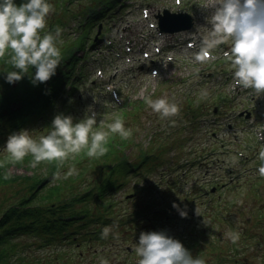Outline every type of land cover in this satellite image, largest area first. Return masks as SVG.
<instances>
[{
	"label": "rangeland",
	"instance_id": "1",
	"mask_svg": "<svg viewBox=\"0 0 264 264\" xmlns=\"http://www.w3.org/2000/svg\"><path fill=\"white\" fill-rule=\"evenodd\" d=\"M132 1L143 6L141 9L132 8L130 11L126 8L121 12L123 16L113 11L112 20H119L115 23L110 22L103 43L99 45L95 42L91 47V54L86 53L87 66L82 73L93 82L87 80L85 88L78 90L74 100L64 101L66 109H72L67 116L71 115L74 122L84 118L86 111L91 108L97 114L94 130H100V121L107 124L121 118L125 128L133 130L132 136L125 140L118 134L110 135L106 147L114 153L111 160L109 154L89 158L86 149L76 155L81 159L80 167L69 158L59 168L61 170L59 184L43 188L42 193L45 195L49 191H64L69 183L68 187H72L73 183L70 181H73L72 178L76 174L71 176L66 174L73 166L79 174L75 181V189H78V193H85V188H94V182L99 178L98 173L102 167L105 172L97 182L105 176L112 165L110 162H113L116 155L132 158L146 149L154 148L155 151V147L160 150L164 148V152L157 154L161 164L148 166L153 168L149 174L140 170L138 174L129 178L128 187L132 188L134 184L128 191L133 194L129 199L125 194L118 192H107L103 198H97L94 193L88 202L89 211L93 215L99 204L103 213L100 209H97V212L105 216L103 218L101 215L97 221L91 218L89 224L74 221L75 230L72 232L75 236L78 235V242L71 244L72 237L64 235L53 245L26 248L23 255H27L29 260L39 259L44 263L48 257L54 255L52 252L60 251L62 258L59 262L53 261L54 264H100L101 258L108 260L109 264H138L139 258L135 254L134 245L138 242L141 232L163 231L180 241L195 224L204 222L195 218L198 213L215 218L222 212L228 223L224 221L219 224L217 240L211 242L201 239L195 245L183 246L193 257L203 258L206 264L235 262L264 264V258L262 260L259 258L260 254L264 257V244H259L255 238L260 231L264 235V178L257 173L260 166L257 157L259 151L264 149V95L257 97L251 89H243L234 84L229 61L231 49L229 43L211 46V42L217 39L211 35L210 19L215 11L213 5L216 0H183L182 11L194 16V27L183 34L175 33L168 36L175 47L170 52L172 54L165 57L171 56L174 61L168 64L167 72H160L156 77H152L149 69L153 58H149L150 55L147 58L143 56L147 43L143 44L144 41L139 40L144 30L147 31V27L139 29L140 25L137 22L144 15L142 9L146 5L150 7V12L165 7L174 11V6L172 7L171 0L124 2L130 6ZM21 2L16 4L19 5ZM58 2L59 0H48L53 6ZM76 3V0H64L63 8L72 4L73 11L64 14L63 8L57 10L54 7V11L47 19V24L51 17L72 21H68V24L62 27L63 31L58 39H63L62 43L71 47L74 43L72 38L78 36L77 20H71L72 15L77 13ZM119 15L122 16L121 19ZM258 19L264 21V0H259ZM132 21L134 24L126 27ZM121 28L134 29L131 33L134 45L132 43L133 46L128 48L140 49L133 54L131 64L122 65L121 62H125V58L116 59L121 52L124 56L128 55L125 46L127 41L120 33ZM95 30L93 27L92 35ZM137 35L141 48L136 41ZM185 41H194L197 47L186 53L183 48ZM100 47L104 50H100ZM205 47L209 48L210 57L203 62L197 61L195 57L200 54L197 48ZM83 53L80 50L78 55ZM78 65L80 67L81 64ZM215 66L217 67L214 68ZM8 71H13L10 64L0 62V76L6 75ZM109 83H116V86L110 87ZM95 84L97 86H92ZM101 87H105V90L99 91ZM113 89L120 93L121 98L115 99L112 95ZM202 92H206L207 96H203ZM145 98L168 99L179 106L180 112L175 117L162 120L146 105ZM121 100L122 106L115 111L114 108ZM190 102H193L192 105ZM134 114L140 116L139 121L134 118ZM53 117L54 114L49 116L46 122L41 121L33 125L28 129L30 135L34 139L46 135L50 131ZM154 129L160 131L152 134ZM161 136L164 139L161 140ZM7 138L0 142V164H3V167H0V217L5 208L28 194L30 183H34L48 171H57L56 162H42L36 168H31L29 166L31 155L25 157L21 163L7 162L10 159L4 151ZM230 155H237L242 164L238 162L235 166L231 165L225 160ZM230 178L232 182L228 184ZM213 183L217 184L219 190L212 193L214 199L206 207L204 200L207 204L209 194H203L202 189L207 191ZM98 186L102 190V186L100 184ZM159 194H163L161 201ZM173 205L178 207L169 211ZM182 206L184 210L181 212H186L188 217L186 228L180 226L182 216L177 215L176 211ZM77 207L80 208L81 204L76 203L74 209ZM81 218L84 217L76 216L75 220L80 221ZM105 221L109 223L103 224ZM116 224H121L119 239L114 237L111 240L101 239L102 229ZM65 225L69 229L66 223ZM80 225L82 227L77 228ZM97 231L99 232L96 235ZM115 231L116 228H113L111 234H115ZM233 231L240 233V239L235 243L238 251L223 244L229 239L227 234ZM85 235L96 236L88 240L84 238ZM188 235L187 239L190 238ZM196 238L198 239V235ZM23 239L34 241L32 237L27 236ZM80 243L81 248L76 247ZM81 253L83 254L80 255ZM76 254L81 257L77 262L74 256Z\"/></svg>",
	"mask_w": 264,
	"mask_h": 264
},
{
	"label": "clouds",
	"instance_id": "2",
	"mask_svg": "<svg viewBox=\"0 0 264 264\" xmlns=\"http://www.w3.org/2000/svg\"><path fill=\"white\" fill-rule=\"evenodd\" d=\"M258 4L259 0H216L210 19L211 35L217 37L211 46L219 43L231 45L229 61L234 84L251 89L260 97L264 95V21L258 19ZM53 11L54 6L48 0H22L19 5L14 0H0V59L10 54L7 63L15 69L6 73L8 84L19 82L30 68L35 69L31 77L33 85L46 83L56 75L62 59L57 41L63 30L57 26L54 32L41 35ZM209 54V48L205 47L195 59L203 62ZM201 94L207 96L206 92ZM145 103L162 120L175 117L180 112L176 103L165 98H145ZM96 115L89 108L84 118L74 122L71 115L57 114L51 121L50 131L38 139H34L28 130L12 133L4 145V151L10 158L7 162L21 163L29 155L32 157L31 168L42 162H56L57 171L53 178L59 179V168L70 157L79 155L85 149L89 158L102 157L108 152L106 145L110 135L118 134L125 140L132 136L133 130L125 128L121 118L107 124L100 121V130H94ZM257 159L260 161L257 173L264 178V149L259 151ZM225 160L235 166L239 157L230 155ZM74 174L78 173L73 166L66 176ZM181 216L186 217V212H182ZM114 227L118 226H105L101 239H107ZM227 235L233 244L240 239L239 232ZM114 238L118 240L119 233H115ZM134 251L139 258L138 264H206L203 258L193 257L180 241L163 231L141 232ZM100 264L109 262L101 258Z\"/></svg>",
	"mask_w": 264,
	"mask_h": 264
},
{
	"label": "trees",
	"instance_id": "3",
	"mask_svg": "<svg viewBox=\"0 0 264 264\" xmlns=\"http://www.w3.org/2000/svg\"><path fill=\"white\" fill-rule=\"evenodd\" d=\"M63 2L64 0H59V6H57V8H63ZM114 3L116 2L113 0H91L90 5L84 6L79 17L81 35L76 42L72 43V47L69 50L66 51L65 48L61 50L62 59L56 70V75L46 83L33 85L31 77L35 74V72H33L34 68H30L29 72L19 82H14L13 84H8L6 82V75L0 76V142L2 138H6V135L9 136L20 130H27L33 127L39 120L45 119L49 113H52L53 107L61 98L56 100L58 93H60L59 95L61 96L66 92L68 95H71L79 88L80 82L78 80H70V72H72L76 65L75 62L78 60L75 52L77 49L86 47L85 44L88 42L90 28L98 18L105 15L106 10L113 8ZM77 5L81 6V2L77 3ZM62 12L67 14L70 12V8L65 7ZM62 22L64 21L59 19L57 23L60 24ZM9 59L10 54H6L3 59H0V62L5 64ZM10 68L13 71L15 70L11 65ZM65 68H68V72L65 71ZM67 85H70L69 91L65 88ZM52 100H54L53 105L44 109ZM36 107H39V110L42 109V111L38 112L33 117L31 111ZM106 154L111 156L109 159L111 160L114 153L109 148ZM155 154L156 151H153L150 156H155ZM70 158L72 162L78 163L80 167L81 159L76 156ZM158 158L157 155L155 159H147V161L150 160L154 162L158 160ZM147 163L148 162L144 161L142 165L147 166ZM129 166L130 165H126L125 167ZM143 166H141V168ZM116 168L124 170L121 165L109 167L110 179L108 182H103L102 190L98 187L97 191L100 193L98 196L99 198H101V194L119 183L117 180L111 178ZM55 172L56 171H48L44 176L38 177L34 183L28 185L30 188L28 194L21 197L16 204H12L4 210L3 215L0 217V264H54L53 261L58 260L59 262V259L62 258V253L60 251L52 252L54 255L48 257L49 259L44 263H41L39 259L29 260L27 255H23V251L32 246L41 248L53 245L58 239H62L64 235L72 237L71 244L78 242V239H75V234L72 232V230H75L74 227L68 226V229L64 224V218L68 214H75L74 211L76 210H72L74 209V205L76 203L85 204L88 200L85 197L93 193H78V189H75V184H73L72 187H68L70 185L69 183L64 191H49L45 195L40 194L39 191L41 189L59 184V179L49 184L50 178H53ZM100 210L103 213V210ZM77 214H79L80 217H87L85 224H89L93 217L89 210L85 209H83V211H77ZM101 215H103L104 218L105 214L96 211V218L92 219L97 221ZM107 223H109V221H105L103 224ZM116 225L118 227H114L116 228L115 232L120 233L121 230H119V228L121 224ZM80 227H82V225H80ZM98 232L99 231L95 232L96 235ZM96 235L92 237L85 235L84 238L89 240ZM197 235L198 239L196 238ZM25 236L34 237V241L30 242L23 239L22 237ZM188 236H190V238L187 239L186 236V239L181 237L180 240L185 246L189 244L195 245L203 239L197 232L195 235L191 232ZM258 236H260L259 239L262 238L264 242L263 234L261 233ZM113 237L114 234H110L108 238L111 240ZM68 241L70 240H67V242ZM223 244L233 245L231 240L225 241Z\"/></svg>",
	"mask_w": 264,
	"mask_h": 264
},
{
	"label": "bare ground",
	"instance_id": "4",
	"mask_svg": "<svg viewBox=\"0 0 264 264\" xmlns=\"http://www.w3.org/2000/svg\"><path fill=\"white\" fill-rule=\"evenodd\" d=\"M183 33V32H182ZM133 62V56H131V55H129V56H127V57H125V62H121L122 63V65H126V64H129V63H132ZM60 93H58V96H57V98H56V100H58L59 98H60V95H59ZM54 98V99H55ZM53 103H54V100H52L51 102H50V104L48 103L47 105H46V108H44V109H47V108H49V107H51L52 105H53ZM40 108L39 107H36V108H34L32 111H31V115H33V117L38 113V112H41L42 111V109L41 110H39ZM116 157H117V155L114 157V160H113V162H110V163H112V165H111V167L112 166H114V161L116 160ZM147 159H155V156H146L145 157V161L146 162H148L147 163V166H143L142 164H138V163H135V165H134V168H135V170H133V171H137L138 173H139V171L141 170V171H144L146 174H149L150 172H151V170L153 169L152 167L150 168V167H148V166H150V165H152V164H156V166H159L160 164H161V160L158 158V160H155L154 162H151L150 160H148L147 161ZM109 163V164H110ZM141 166H143L142 168H141ZM146 167H147V169H146ZM129 170H131V168L130 167H127ZM95 188V187H94ZM209 214H213V213H209ZM209 215H203V214H201V213H198L197 215H196V219H198V220H201V221H204V222H207L208 224H211V223H217V224H220V223H224V221H227L224 217H223V213L222 212H220L219 213V217H215V218H209L208 217ZM227 223H228V221H227Z\"/></svg>",
	"mask_w": 264,
	"mask_h": 264
},
{
	"label": "water",
	"instance_id": "5",
	"mask_svg": "<svg viewBox=\"0 0 264 264\" xmlns=\"http://www.w3.org/2000/svg\"><path fill=\"white\" fill-rule=\"evenodd\" d=\"M163 14V16H158V26L162 31L175 32L185 30L192 24V19L186 14L171 15L167 11H164Z\"/></svg>",
	"mask_w": 264,
	"mask_h": 264
}]
</instances>
